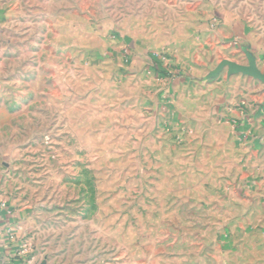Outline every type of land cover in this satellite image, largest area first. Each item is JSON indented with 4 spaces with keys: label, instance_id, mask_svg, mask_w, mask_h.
I'll use <instances>...</instances> for the list:
<instances>
[{
    "label": "rangeland",
    "instance_id": "1",
    "mask_svg": "<svg viewBox=\"0 0 264 264\" xmlns=\"http://www.w3.org/2000/svg\"><path fill=\"white\" fill-rule=\"evenodd\" d=\"M0 211L32 264H264V0H0Z\"/></svg>",
    "mask_w": 264,
    "mask_h": 264
},
{
    "label": "crops",
    "instance_id": "2",
    "mask_svg": "<svg viewBox=\"0 0 264 264\" xmlns=\"http://www.w3.org/2000/svg\"><path fill=\"white\" fill-rule=\"evenodd\" d=\"M4 218L0 211V264H32L29 262V251L20 247L21 240L14 237L11 226L5 224Z\"/></svg>",
    "mask_w": 264,
    "mask_h": 264
},
{
    "label": "built area",
    "instance_id": "3",
    "mask_svg": "<svg viewBox=\"0 0 264 264\" xmlns=\"http://www.w3.org/2000/svg\"><path fill=\"white\" fill-rule=\"evenodd\" d=\"M31 260V261H30ZM29 262L31 263L32 262V259H30Z\"/></svg>",
    "mask_w": 264,
    "mask_h": 264
}]
</instances>
